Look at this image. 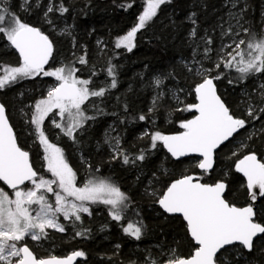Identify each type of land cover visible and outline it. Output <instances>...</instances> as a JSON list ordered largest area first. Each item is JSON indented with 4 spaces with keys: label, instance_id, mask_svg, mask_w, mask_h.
I'll return each instance as SVG.
<instances>
[{
    "label": "snow or ice",
    "instance_id": "1",
    "mask_svg": "<svg viewBox=\"0 0 264 264\" xmlns=\"http://www.w3.org/2000/svg\"><path fill=\"white\" fill-rule=\"evenodd\" d=\"M168 2L170 0H147L138 22L126 35L117 39L115 47L131 52L137 32L144 29L157 16L160 6ZM36 6L39 7V3ZM31 7V0H24L20 5L22 11ZM54 11L63 14L68 8L63 4L56 7L49 3L45 17ZM191 35L197 36L195 28ZM222 35L228 38V42H222L216 49L211 36L201 38L203 59L196 58L198 53L194 48L191 64H185L188 72L200 77V82L194 87L197 102L177 111L193 112V118L180 122L179 127L183 131L177 134L155 132L150 135L153 149L157 142H161L174 158L196 154L201 158L196 166L205 174L213 170L218 149L235 140L240 130H246L253 121L264 118V84L260 85L258 93L260 107L254 106L256 98L249 96L246 116L242 118L226 105L215 83L225 77L226 70H234L238 74L229 79L230 84L242 83L249 77H264V32L255 33L242 26L237 32L230 26ZM0 37L19 53L18 66L6 67L0 74V90L19 80L40 75L54 77L57 81L49 88L46 97L36 102L30 120L43 148L45 171L50 178L34 166L30 153L18 144L5 106L0 104V264H73L75 258L85 256L83 251H75L66 258H37L26 241L45 240L49 237V230L66 232L62 220L73 227L77 222L82 224V214L91 215V204L109 206L111 219L121 221L128 208L129 197L109 178H101L94 173L79 185L77 171L70 165L64 151L49 140L44 123L51 119L55 128L75 141L77 131L86 121L95 118L85 114L89 102L94 103L92 98H103L109 89L117 87L115 69H107L108 76L112 77L107 87L93 86L91 76L95 72L89 78L78 75L81 69L76 65L88 64L86 53L74 63L47 69L45 66L49 61L55 59L53 42L39 27L25 22L13 11L8 0H0ZM212 54L216 60L205 67L203 61L211 60ZM155 85L161 91L153 99L154 106L165 95L164 80L156 78ZM173 98L177 103H183L175 93ZM152 110L149 109L150 112ZM146 119L145 115L139 116L141 121ZM261 132H264V127ZM252 135L254 133L248 139H252ZM111 140L114 159L122 155L125 164L145 159L141 151L130 161L128 155L122 153L119 137ZM247 148L248 145L242 143L240 153L233 152L232 155L236 157L235 171L246 178L251 202L242 207L231 203L225 196L227 185L221 180L201 182V177L193 175L174 180L159 195L157 203L165 213L182 217L186 233L193 242V250L186 257L178 256L175 249L167 254L161 251L159 257L149 254L144 257L145 264H226V253L230 250H254L256 238H264V223L258 222L254 208V202L264 199V162L257 158L255 152L244 153ZM87 231H78L76 235L83 236ZM123 231L137 240L142 235V227L133 223H128Z\"/></svg>",
    "mask_w": 264,
    "mask_h": 264
},
{
    "label": "trees",
    "instance_id": "2",
    "mask_svg": "<svg viewBox=\"0 0 264 264\" xmlns=\"http://www.w3.org/2000/svg\"><path fill=\"white\" fill-rule=\"evenodd\" d=\"M19 2L20 0H9L11 9L18 13L25 22L39 27L53 40L55 58L61 54L65 60L64 64L74 63L77 58L86 53L88 64L83 65L87 71L84 78H89L90 74L95 72V75L91 76L93 82L102 77L111 79L112 77L107 74V69L114 67L118 86L115 91L116 95L112 94L107 99L106 106L110 108L92 122L90 127L82 133L76 134L75 141L64 135L68 141L64 139L63 142H58V145L62 147L69 162L77 171L78 181L81 180V169L87 168L88 175L94 173L96 176L109 178L112 182L117 183L130 200L136 201V205H128L123 213L124 218L120 222L112 220L107 208L102 206L106 212L96 211L89 224L85 223L80 229V231L84 229L88 231L83 236L73 238L68 245L65 244L62 251L82 249L86 255L83 264H122L131 260L132 257L141 261L144 258L143 251L152 252L158 246H161L162 250H166L169 246H176L179 254L186 256L187 250L193 242L186 233L182 218L163 214L156 205L150 207L143 200L141 190L144 183L152 176L151 170H154L161 159H163L162 164L167 170L164 173L159 172L160 182L163 184L170 183L183 176L184 173H197L198 169L194 165L192 168L183 169L184 163L190 158L173 160L159 142H157L158 147L151 151L149 140L137 138V133L142 130V126L147 124V119L139 120L140 115H145L142 106L147 101L146 94L139 90L142 85L140 75L143 72L147 74L162 72L175 67L179 56L188 54L187 36L193 28L196 29L197 36L219 34L221 28L219 22L223 20L224 0H170V2L161 5L157 16L139 31L141 34L137 36L136 46L131 52L112 46L113 42L121 36L120 34L134 21L138 8L137 0H55L56 7L63 4L68 8V11L61 15L70 17L76 27L77 56L73 58L69 57L71 48L67 39L51 34L45 25L33 16L32 12L25 15L21 11ZM129 4L131 7H128ZM238 7L241 9L242 21L246 28L255 33L261 31V12L264 9V0H242L238 2ZM193 20H195V24H193ZM97 38L106 39L112 49H108L99 56L95 46ZM1 39L3 37H0V66L19 64L17 54L2 44ZM81 46H84V50ZM76 66L81 67L79 64ZM237 75L234 70H227L225 75L227 81H223V86L224 84L232 86V89L235 90L232 93L229 87H223L222 93L219 85H216L226 105L237 116L243 118L246 116L245 113L235 105L236 89L241 86L255 89L258 84H264V77H249L242 83L230 84L229 79ZM35 82L34 79L18 81L0 90V101L6 108L9 120L17 135L18 144L27 151L28 149L22 144L12 121L11 112L15 106L13 102L15 93L27 83L30 87L35 88ZM35 97H37L36 92L24 98L25 101L31 102ZM114 97L116 98L115 106H111L109 104L113 102L111 99ZM162 109L154 114L158 124L156 131L176 132L179 129V123L192 116L187 111H174L171 122L166 123ZM115 117L119 122L122 153L127 154L129 160L132 161L143 151L145 156L143 161L135 160V163L125 164L122 155L114 159V154L103 145L101 137L104 124L106 120ZM175 122H177V129L170 125ZM251 126H254L256 131L252 135V139H248V148L243 152H255L259 159L264 157V132H261V128L264 127V118H262L259 121H253L246 130H240L235 140L218 149L215 154L213 170L203 175L204 177L201 179L208 183H214L217 180L225 181L227 184L225 196L236 206L247 204L248 192L243 178L234 169L236 157L232 155V143L240 138H248L244 134ZM141 146L142 149H140ZM31 155L33 154H30L33 162ZM79 156L86 159V164L76 165L78 163H75V160L78 161ZM96 169L99 171H95ZM100 208L97 206L96 210ZM256 211L258 222L264 223V199L260 200ZM128 223L142 227V235L139 240L123 231ZM53 236L58 240L64 237L56 233H53ZM114 244H118L119 248L114 249ZM254 245L252 252L242 248L235 253L230 250L226 253L228 257L226 264H242L245 260L251 261L253 264H264V238L258 237L254 241Z\"/></svg>",
    "mask_w": 264,
    "mask_h": 264
},
{
    "label": "rangeland",
    "instance_id": "3",
    "mask_svg": "<svg viewBox=\"0 0 264 264\" xmlns=\"http://www.w3.org/2000/svg\"><path fill=\"white\" fill-rule=\"evenodd\" d=\"M137 1H138V8L136 9L137 11L135 14V19L130 24V26L127 27L126 30L122 34H120L121 35L120 37L126 35L127 32H129L132 29V27L135 26V24L138 22L139 15L142 14L144 8L147 6V0H137ZM240 1H242V0H224V2H223L224 12H222L223 13V16H222L223 20L221 22H219V25H221V28L223 26V28L222 29L220 28L219 34H217L215 36L214 35L211 36L213 38V40L215 41V44L213 45L214 49L219 48V46L222 42H224V43L228 42V38L223 36L222 33L224 31H226L230 26L232 29H234L237 32L241 31V26L243 28H246V25L242 21L241 9L238 7V2H240ZM23 2H24V0H20V2H19L20 5ZM8 3H9V0H8ZM31 3H32V7L28 11H23V13L25 15H28L29 12H32L33 16L35 18H37L40 22H42L51 34H53L57 37H63L65 39H67V42L70 44V48H71V52H70L71 54L69 57L70 58L76 57L77 56L76 47H75V45H76L75 44L76 27H75V24L71 21V18L70 17H64L63 15L58 13L57 11H54L52 13H48V16L45 17L44 13L47 10L49 3H52L53 5H55V0H31ZM37 3H39V7L36 6ZM233 5H235V7H233ZM55 6H57V5H55ZM49 20H51V23H48ZM261 23H262V26L260 29L261 31H259L258 33L264 32V9L261 12ZM140 34L141 33L139 31L136 34V37L134 39L135 46H136V38ZM206 36H210V35L204 34V35L193 37L190 33L187 36V43L189 45L188 46V54H187V56H179V58L176 61L175 67H173L172 69H167V70H164L162 72H151L149 74L143 72L140 75V82L142 85L139 88V90L141 92H144L146 94V97H147V101H145V104L142 106V110L144 111L145 116L147 117V124L145 126H142V130H140L136 136L139 140L144 139V138L149 140L150 141L149 147H150L151 151L153 150V148L151 147L150 135L154 134L155 132H160L162 134H165V132L156 131L158 124H157V120H156V117L154 114L158 110H161L164 107L162 109L163 110L162 111L163 118L165 119L166 123H169V122H171L174 111H177L178 108H183L187 104L194 103V101H195L194 87L197 83L200 82V77L195 76L194 73H192V72H188L187 69L185 68V64L186 63L191 64L194 48L197 49V53H198L196 58L197 59H203L204 43H203V40L201 38L206 37ZM117 39L113 42L112 47H115ZM51 41L53 42V40H51ZM1 42H2V44L6 45L9 49H11L14 53H16L18 56L17 58L19 60V54L13 49V47H11L10 43L7 42V40L4 38L1 39ZM53 45H54V43H53ZM197 45H199V48H197ZM95 46L97 48L99 56L103 55L104 52L107 51L108 49H112V47L109 46L107 40L104 38H97L95 41ZM135 46L133 47V49L135 48ZM81 48L84 50V46H81ZM121 49L124 51H127L124 48H121ZM54 50H55V45H54ZM216 58L217 57L215 56V54H212L211 60H204L203 61L204 66L205 67L209 66L213 61L216 60ZM64 61H65L64 58H62V56L60 54L59 56H57L54 59V61L51 60L50 64L47 65L46 68L51 70L52 68L59 67L62 64H64ZM11 66H18V64L17 65L6 64V65L0 66V74H3L4 68L11 67ZM80 69H81V72L78 73V75H80L81 78H84L87 75V71L85 70V66L83 67V65H81ZM115 78H116V76H115ZM156 78H161L164 80L163 91H164L165 95L161 99H159L156 102V105L154 106L153 99H154V97H156L157 93L161 91V89L155 85V79ZM27 79H34L36 81L35 82V88L30 87L29 85H27L28 84L27 83V84H25L26 86L25 85L22 86V88L17 93H15V96L13 97L14 98L13 102L15 103V106L11 112V118H12V121H13L15 127H16V130L18 132V135H19V138H20L22 144L28 149L30 154H33L31 156H32L34 166L42 174H44L46 177L50 178V174H48L45 171V165H44V161H43V148L38 143V139H37V136L35 133V126L30 123V120H31V116H32V113L34 111V105L36 104V102L39 101L40 99L45 98L49 88L52 87L53 85H55L57 83V81H55L54 77H45L43 75H40V76H37L34 78H25V79H22L19 81H25ZM111 79L108 77H102L98 81H95L93 83V86L94 87H107L111 83ZM223 81L224 82L227 81L226 76L223 79L215 82L216 84L219 85V88L221 89L222 93H223V87H229L231 93H232V91L233 92L235 91L232 89V86H230V85L224 84V86H223V83H224ZM117 87L114 89H109L103 98H92L94 103L89 102V104L87 105V110H86L85 114L87 116L95 117V118L86 121L85 125L81 129H79L76 134L82 133V131H84L86 128L90 127L92 125V122L97 120L103 114V112H105L108 108H110L109 106H106L107 105V99H109V97L112 94L114 96L116 95L115 91H116ZM236 90H237V93H235V95H236L237 99L235 100V105L243 113H245V115H246V109H247V100H248L249 96L255 97L256 100L253 101V104L257 108L260 107V105L257 103V101L259 99L258 93L260 90L259 84L256 86L255 89H251L248 86H241V87H239V89H236ZM34 92L37 93V97H35L31 102L25 101L24 97H29ZM173 93H175L177 96H179L180 101H182L183 103H177V101L173 98ZM111 100L113 102L109 105L115 106L116 98L114 97ZM98 109H100L102 111H98ZM149 109H153V110L150 112ZM54 118L59 119L58 117H54ZM176 123L177 122H175V124L171 123L170 125H173L176 128L177 127ZM179 125H180V123H179ZM44 128H45L46 134L48 135L49 140L62 149V147L58 145V142H63L64 139H67V138L60 132L59 129L55 128V126L51 123V119L45 120ZM179 130H180V127H179L178 131ZM255 131H256V128H254V126H251L250 129H248V131H246V133L244 135L249 136V135L253 134ZM145 133H147L148 135H145ZM112 137H119L120 146H121L119 122H118V119L116 117L113 119L110 118V120H108V121L106 120L104 127H103V131H102V137H101V141H102L103 145L107 149H109L111 153L114 154L113 148L111 146V144L113 143L111 140ZM67 141H68V139H67ZM247 142H248L247 137H244L243 139L240 138V139L234 141L232 143V151L238 153V151H240V145L242 143L247 144ZM159 144L162 146L161 142H159ZM157 147H158V144H157ZM142 148L143 147L141 146L140 149H142ZM156 148H154V149H156ZM64 154H65V152H64ZM65 157L67 158L66 154H65ZM198 160L199 159H197L195 157L190 158L189 161L184 163L183 169L190 168V167L192 168L193 165L196 166ZM162 161H163V159H161V161L158 163V165L156 167H154V170H151L152 176L150 178H148V180L144 183L142 190H141L142 194H143L142 195L143 200L145 202H147L150 207H153L154 205H156V207L159 208V205L157 203V199H158L159 195L166 189V186L169 185V183L163 184L160 182L161 176H160L159 172L164 173L167 171L166 168L163 166ZM75 163H78L76 165L86 164V159L83 156H79V160L78 161L75 160ZM70 165L72 166L71 163H70ZM86 170H87V168L81 169L82 174H81V180L78 181L79 185H82V183L86 179L90 178V175L87 174ZM187 174L188 173H184L183 176H185ZM193 174H197L199 177H201V179L204 177L203 175H205V173H201L199 171L197 173H193ZM180 177H182V176H180ZM180 177H178V178H180ZM115 184L119 187V185L117 183H115ZM120 190H121V188H120ZM135 203H136L135 200L132 201V199L130 200V198H129L128 205L129 204L130 205H136ZM97 206L101 207V208L99 210H96ZM102 206L106 207L107 210L109 211V206L104 205L102 203L91 204L90 205L91 215L82 214L83 215V223L82 224L77 222L76 226L73 227V225L70 224L69 222L62 220V222L65 224V226L67 228L66 232L61 233L59 231L49 230V237L47 239L39 241V242L27 240L26 243L28 244L30 249L34 252V254L37 256V258H48L50 256L66 257L67 255H69L75 251H83L82 249H71L68 251H62V249H63L64 245L65 244L68 245L73 240V238L80 237V236L76 235V232L80 231V229L84 226L85 223L89 224L90 219H92V216L96 211H99V213H105L106 212V210ZM160 211H161V213H163L161 209H160ZM163 214H165V213H163ZM107 217H108V215H107ZM53 233L62 235L64 237H61V240H58L57 238H55L53 236ZM117 245L118 244H114V246H113L114 249L117 247L119 248V246H117ZM171 249H175L176 254L178 256H182L179 254L178 248H176V246H169L166 250H162L161 246H158L152 252L151 251L150 252L149 251H143V252H144V257L149 255V254H151L152 256H155V257H159V254L161 253V251H163L165 254H167V253H169V251ZM192 250H193L192 246L189 247V249L187 250L186 256H189L191 254ZM235 252H237V251H234V253ZM85 256L80 257L76 264H83V262L85 261L84 260ZM238 257H239V255H238ZM122 264H145V260L143 258L140 261L136 257H132L131 260L126 261ZM242 264H253V263L251 261L245 260V262Z\"/></svg>",
    "mask_w": 264,
    "mask_h": 264
},
{
    "label": "water",
    "instance_id": "4",
    "mask_svg": "<svg viewBox=\"0 0 264 264\" xmlns=\"http://www.w3.org/2000/svg\"><path fill=\"white\" fill-rule=\"evenodd\" d=\"M50 39V38H49ZM51 40V39H50ZM14 49V48H13ZM15 50V49H14ZM16 51V50H15ZM17 52V51H16ZM18 53V52H17ZM19 54V53H18ZM217 91H218V89H217ZM218 94H219V92H218ZM220 95V94H219ZM194 96H195V93H194ZM197 101H196V98H195V101H194V103H196ZM0 104H3L1 101H0ZM6 109V108H5ZM6 115H7V111H6ZM8 116V115H7ZM191 118H193V116L192 117H190V118H188V119H191ZM9 123H10V120H9ZM11 124V123H10ZM13 130H14V128H13ZM181 131H183V129H181L180 128V130L179 131H177V132H172V133H165L164 135H173V134H177V133H179V132H181ZM14 132H15V130H14ZM162 144V143H161ZM162 147H163V149H164V151L168 154V156L171 158V159H173V160H181V159H184V158H192V157H195V158H197V159H201L200 157H198L196 154H191V155H189V156H186V157H181V158H179V159H177V158H174V157H172L171 156V154L167 151V149L163 146V144H162ZM23 149V148H22ZM24 150V149H23ZM26 151V150H25ZM257 158L259 159V157L257 156ZM31 160V159H30ZM262 162H264V157L263 158H261L260 159ZM214 161H215V157H214ZM214 165H215V162H214ZM197 169H198V171L199 172H201V173H203V171L202 170H200L198 167H197ZM234 169H235V165H234ZM212 171V170H211ZM210 171V172H211ZM242 178H243V180H244V184H245V187H246V178L245 177H243V175L241 174V173H238ZM187 175H193V176H197V174H187ZM181 178V177H180ZM176 179H179V178H176ZM176 179H174V180H176ZM174 180H172L171 182H173ZM170 182V183H171ZM223 182H225V181H223ZM169 183V184H170ZM226 183V182H225ZM227 185V184H226ZM260 200L261 199H258V201L257 202H254V208H255V210H256V208H257V205L259 204V202H260ZM251 201H250V197H249V195L247 196V204L248 203H250ZM247 204H245V205H247ZM159 205V204H158ZM244 205V206H245ZM239 207H242V206H239ZM159 208L162 210V212L163 213H165L164 211H163V209L159 206ZM166 215H168V216H179V217H181L179 214H168V213H165ZM182 218V217H181ZM183 220V219H182ZM184 222V221H183ZM185 223V222H184ZM257 239V238H256ZM247 251V250H246ZM72 254V253H71ZM71 254H69V255H71ZM69 255H67V256H69ZM66 256V257H67ZM66 257H58V258H66ZM79 258L80 257H77V258H75L74 260H73V264H76L77 263V261L79 260Z\"/></svg>",
    "mask_w": 264,
    "mask_h": 264
},
{
    "label": "flooded vegetation",
    "instance_id": "5",
    "mask_svg": "<svg viewBox=\"0 0 264 264\" xmlns=\"http://www.w3.org/2000/svg\"><path fill=\"white\" fill-rule=\"evenodd\" d=\"M50 61H51V60H50ZM50 61H49V64H50ZM46 66H47V65H46ZM46 66H45V67H46ZM190 113H191L192 116L194 115L193 112H190ZM192 116H191V117H192ZM8 118H9V117H8ZM10 123H11V122H10ZM11 125H12V124H11ZM30 159H31V158H30ZM197 177H199V176L197 175ZM221 181H223V180H221ZM201 182H203V181H201ZM178 217H179V216H178ZM180 218H181V217H180ZM189 238H190V237H189Z\"/></svg>",
    "mask_w": 264,
    "mask_h": 264
}]
</instances>
